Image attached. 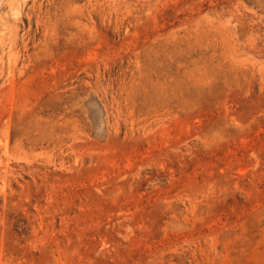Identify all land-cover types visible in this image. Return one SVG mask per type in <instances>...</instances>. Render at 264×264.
Here are the masks:
<instances>
[{
  "label": "rangeland",
  "instance_id": "1",
  "mask_svg": "<svg viewBox=\"0 0 264 264\" xmlns=\"http://www.w3.org/2000/svg\"><path fill=\"white\" fill-rule=\"evenodd\" d=\"M0 264H264V0H0Z\"/></svg>",
  "mask_w": 264,
  "mask_h": 264
}]
</instances>
